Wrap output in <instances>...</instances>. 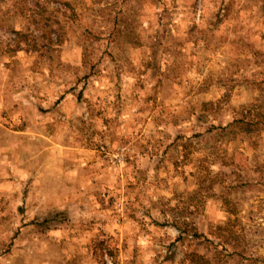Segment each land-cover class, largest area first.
<instances>
[{"label": "rangeland", "instance_id": "rangeland-1", "mask_svg": "<svg viewBox=\"0 0 264 264\" xmlns=\"http://www.w3.org/2000/svg\"><path fill=\"white\" fill-rule=\"evenodd\" d=\"M19 2L0 19V264H264V0ZM46 9L61 45L6 52L14 28L52 45ZM245 115L258 131L220 130Z\"/></svg>", "mask_w": 264, "mask_h": 264}, {"label": "trees", "instance_id": "trees-1", "mask_svg": "<svg viewBox=\"0 0 264 264\" xmlns=\"http://www.w3.org/2000/svg\"><path fill=\"white\" fill-rule=\"evenodd\" d=\"M4 13H3V11ZM1 12L3 13L2 17L0 16V19L5 18L4 16H7L9 18H12L16 20V18L20 17H25L26 16V11L25 7L19 0H0V14ZM38 15V20L39 23H43L45 25H41L39 27V30L42 31V35L39 38L42 39H49L51 40L52 45H49V48H46L44 46L43 48L39 47L37 45L35 38L34 40H31L30 36L28 33L21 32L20 29L14 28L13 29V34L15 36V39L13 40L12 44L9 46V48L6 50V52L10 53H18V52H25V53H31V52H43V51H54L56 50L57 47H59L62 43V37H64L65 33L62 34H56V38L51 39V33L50 31L52 30V25L54 20L56 19V16L54 13L50 12L49 10L47 11L44 10L42 12L37 13ZM72 26V24H70ZM71 28V27H70ZM62 30V29H61ZM25 48V49H24ZM245 110V109H244ZM245 112H243L244 114ZM251 114V113H249ZM245 119H248L246 121H239L235 120L233 123L228 124L227 126H224L220 128L223 132H230L232 134L234 132L235 128H239V130L242 133H250L253 131H258L261 124L259 122H255L251 119H249V116L245 115ZM200 261L202 264L208 263L210 260H207L205 257H201L197 254H190L186 257V262H195V261Z\"/></svg>", "mask_w": 264, "mask_h": 264}]
</instances>
